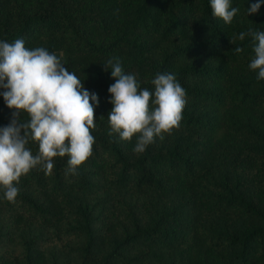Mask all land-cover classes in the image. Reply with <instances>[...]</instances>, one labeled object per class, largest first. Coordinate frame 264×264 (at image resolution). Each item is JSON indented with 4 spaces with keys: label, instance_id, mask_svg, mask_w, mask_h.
Segmentation results:
<instances>
[{
    "label": "trees",
    "instance_id": "trees-1",
    "mask_svg": "<svg viewBox=\"0 0 264 264\" xmlns=\"http://www.w3.org/2000/svg\"><path fill=\"white\" fill-rule=\"evenodd\" d=\"M231 6L228 25L210 0H0V41L47 49L99 98L78 175L57 157L50 175L21 178L15 203L0 190V264H264V80L253 38H237L264 31V0ZM111 58L141 89L172 73L186 90L179 130L143 154L108 135Z\"/></svg>",
    "mask_w": 264,
    "mask_h": 264
},
{
    "label": "clouds",
    "instance_id": "clouds-1",
    "mask_svg": "<svg viewBox=\"0 0 264 264\" xmlns=\"http://www.w3.org/2000/svg\"><path fill=\"white\" fill-rule=\"evenodd\" d=\"M210 4L213 16L228 25L239 11L231 6V0H210ZM260 7L259 2L252 4L248 15L258 13ZM246 35L255 42L249 68L258 73V80H264V31L250 29L237 38L243 41ZM103 64L115 79L109 87L114 105L108 116L110 137L115 134L127 142L135 138L133 152L143 154L157 139L162 142L179 130L187 93L174 74L157 73L151 81L153 94L141 89L134 74H126L119 58ZM0 88L5 89L4 101L13 110L11 123L0 129V190L4 199L15 203L21 178L34 169L50 175L57 157H68L66 175H78L93 154L91 130L96 122L92 102L98 107V96L90 94L57 55L43 47L29 49L23 39L0 41ZM21 113L27 117L23 122ZM30 141L38 144L35 155L27 147Z\"/></svg>",
    "mask_w": 264,
    "mask_h": 264
},
{
    "label": "rangeland",
    "instance_id": "rangeland-1",
    "mask_svg": "<svg viewBox=\"0 0 264 264\" xmlns=\"http://www.w3.org/2000/svg\"><path fill=\"white\" fill-rule=\"evenodd\" d=\"M59 56H61V52H60ZM61 58H62V57H61Z\"/></svg>",
    "mask_w": 264,
    "mask_h": 264
}]
</instances>
